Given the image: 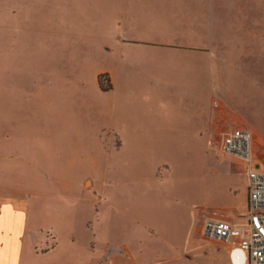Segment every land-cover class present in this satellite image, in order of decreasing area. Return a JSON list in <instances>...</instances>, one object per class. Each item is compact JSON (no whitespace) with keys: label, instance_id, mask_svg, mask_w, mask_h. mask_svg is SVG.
<instances>
[{"label":"crops","instance_id":"0c3cea01","mask_svg":"<svg viewBox=\"0 0 264 264\" xmlns=\"http://www.w3.org/2000/svg\"><path fill=\"white\" fill-rule=\"evenodd\" d=\"M121 10L137 26L125 29L128 64L99 76L161 114L136 135L174 139L167 156L144 179L129 169L115 181L99 259H80L87 251L70 243L41 246L37 214L21 209L19 192L10 191L13 202L0 188V264H247L239 238L215 243L201 228L208 219L250 220L245 165L211 140L252 127L264 171L254 122L264 111V0H129Z\"/></svg>","mask_w":264,"mask_h":264},{"label":"rangeland","instance_id":"374dc122","mask_svg":"<svg viewBox=\"0 0 264 264\" xmlns=\"http://www.w3.org/2000/svg\"><path fill=\"white\" fill-rule=\"evenodd\" d=\"M128 2L0 0V188L37 214L41 246L70 243L83 260L110 242L102 212L115 181L129 169L144 179L174 140L136 135L161 114L98 80L128 64ZM254 122L264 134L260 107Z\"/></svg>","mask_w":264,"mask_h":264},{"label":"built area","instance_id":"2783aa9c","mask_svg":"<svg viewBox=\"0 0 264 264\" xmlns=\"http://www.w3.org/2000/svg\"><path fill=\"white\" fill-rule=\"evenodd\" d=\"M253 135L248 125L236 126L219 143L223 154L234 156L245 165L249 180V222L237 225L208 219L202 225L201 235L221 244L237 237L247 264H264V171L259 168V159L254 153Z\"/></svg>","mask_w":264,"mask_h":264},{"label":"trees","instance_id":"16d2710c","mask_svg":"<svg viewBox=\"0 0 264 264\" xmlns=\"http://www.w3.org/2000/svg\"><path fill=\"white\" fill-rule=\"evenodd\" d=\"M105 78L106 76H99V82H102Z\"/></svg>","mask_w":264,"mask_h":264}]
</instances>
